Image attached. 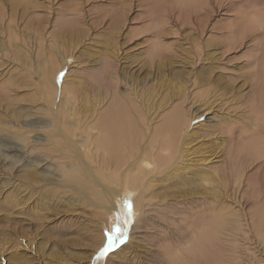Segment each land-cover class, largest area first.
<instances>
[{"label": "rangeland", "instance_id": "374dc122", "mask_svg": "<svg viewBox=\"0 0 264 264\" xmlns=\"http://www.w3.org/2000/svg\"><path fill=\"white\" fill-rule=\"evenodd\" d=\"M261 52L264 0H0V264H191L204 229L212 234L211 245L202 247L213 251L211 264H264V153L256 159L246 148L257 136L253 141L264 152V131L248 103ZM103 53L115 54L114 63L105 61L104 78ZM114 79L122 86L121 101L144 116L140 146L162 138L163 120L176 108L189 138L183 160L176 161L181 168L151 177L158 197L144 196L142 214L132 209L123 241L98 259L117 216L123 227V206L106 214L98 199L103 188L88 181L97 188L90 193L57 178L50 160L23 171L18 154L4 147L22 131L52 148L46 141L51 130L35 126L49 124L47 106L59 102L77 121L78 136L95 133L96 117L117 87ZM67 100L74 101L71 112ZM125 167L131 168L130 158ZM194 173L209 182L193 181Z\"/></svg>", "mask_w": 264, "mask_h": 264}, {"label": "bare ground", "instance_id": "6f19581e", "mask_svg": "<svg viewBox=\"0 0 264 264\" xmlns=\"http://www.w3.org/2000/svg\"><path fill=\"white\" fill-rule=\"evenodd\" d=\"M208 3H210V2L208 1ZM203 7H204V5H203ZM254 27H252V28H254ZM246 28H244V29L246 30ZM256 31H255V33H256ZM258 34H259V32H258ZM231 35H236V34H231ZM238 37H240V36L238 35ZM258 37H259L258 35H255L253 38L250 39V42H255ZM242 38H244V36H242ZM107 53H103V55H102L103 63L101 62L102 64H101V68H100L101 69L100 73L103 72V76H102L103 78L107 75V74H105V71H104V69L106 70L105 61L109 60L112 63L115 62L114 61L115 60V57H114L115 54H112V53L107 54ZM261 53L260 54L262 56H264V52H261ZM262 56L259 55V57L263 58ZM258 59H260V58H258ZM258 59H257V61H258ZM260 61H261V63L258 67L259 71H256V72H259L258 73L259 75H258V78H254L255 81H254V84L252 86V90L250 93V98H249L248 103H250V105H251V110L256 113V117H255L254 122L259 127V130L264 131V58L261 59ZM252 63H251V66H252ZM111 65H113V64H111ZM106 67H108L107 68V70H108L111 66L109 67V65H106ZM254 67H252V68L255 69L256 67L255 68ZM108 72L110 73V69L108 70ZM108 78L110 79V77H108ZM108 81H110V80H108ZM114 81H116L117 87L114 88L115 90L113 92V95L110 96L109 105L106 106V108H104V109L102 108L103 110L101 112H99L98 117H96V121L94 123L95 127L93 128V129H95V133H92V134L87 135L85 137H81L80 134L78 136L77 135L78 133L76 134V132L78 131L77 128H79V127H77V121L72 116H70V117L65 116V112L63 109V108H65V103L62 104L59 102V103H57V106L54 105V107H53L54 103L49 104L50 106L47 104L48 105L47 110L49 111L48 118H49V116L51 117L48 119L49 124H45L44 121L39 120L36 122L35 128L40 129V130H47V129L51 130L50 134H49V132L46 134L47 135L46 141L48 144L50 143L52 145V148L51 147L50 148H43V146H42L43 144L40 145V142L42 139H40L38 137L35 138L34 140L30 139L31 140L30 141L29 137L26 136L27 134H25L26 132L22 133V131H21L20 132L21 134L16 135V137H17L16 143H13V144L7 143L9 140H12L10 138L3 141V142L7 143L6 146L4 147V151L6 152V154H11V153L12 154L15 153V155L18 154V158L20 159V162H21L20 167H22V170L26 167H29V166L30 167L36 166V168L45 167L46 162H48L50 160V162L48 164H49V166H53L51 169H52L53 174H55V176H57V178L61 179V178L65 177V178H67V180L70 181V183L71 182H73V183L78 182L79 184L85 186V189L90 193H93L95 190H97V188L94 189L91 185L87 186L88 181H89V183H92L99 188L100 187L103 188L104 190L98 192V196H99L98 199L102 201L101 208H104V211L106 214H113L115 211L118 213L120 210L119 209L120 206L121 207L123 206V202L126 200H129L131 205H132L133 212H135L138 215L137 217L139 218L140 215L142 214V210L144 209V206L143 207L139 206V204H140L141 200L145 199L144 196L148 197V198L149 197L152 198L154 196H155V198L158 197L156 193H154V194L151 193L153 187H155V185H153L154 182H153V179L151 177H153L156 174H160L161 170L164 168L167 169L169 167L172 170H176L177 167H178V170L181 168V167L179 168V166H175V165H178V162L180 161V159L183 160L184 154H182L183 153L182 150H184V148H182V145H184L183 143L189 138V136H185V134H184L185 129L187 127V126L185 127L186 120L180 114L181 110L179 112V109L176 108L164 118L162 126L160 125L161 126L160 128L163 130V132L161 133L162 138H160V140H156L155 144L153 146L151 145V147L140 146V143L142 142V138H143V134L141 133V128L143 129L142 123L144 122V116L141 113L140 109L136 105H134L133 103H129L125 100L121 101L122 95L120 93V91H121L120 87H122V86L119 87L118 81L115 79H114ZM101 82L98 81V84ZM104 89L106 90V88H104ZM61 92H63V91H61ZM51 93H52V91H51ZM101 94H104V93H101ZM73 102H71L70 100H67V102H66V104L68 103V108L70 109V110H68L69 112H71V110H73L75 108V107L73 109L70 108L74 105ZM140 102H142V101H140ZM51 105H52V107H51ZM104 105H105V103H104ZM250 105H249V107H250ZM55 106H56V108H55ZM141 107H143V105ZM146 107H147V105H146ZM68 119H69V121H68ZM23 125H25V124H23ZM33 125H35V124H33ZM186 125H187V122H186ZM27 126H31V125H29L27 123L26 127ZM72 127H75L76 130H74ZM23 128H25V127H23ZM29 130H31V129H29ZM26 131H28V130L26 129ZM33 131H34V129H33ZM31 132H32V130L29 133H31ZM82 133H84V132H82ZM263 133L261 135H263ZM152 134H153V132H152ZM191 135L193 137V134H191ZM191 135H190V137H191ZM254 135H256V133ZM52 137H54V140ZM246 138H247V144H248V137H246ZM246 138L241 139V140L245 141ZM254 138L255 137H251V141L249 139V141H250L249 143L253 142V144H251V145L249 144L248 147H246V148L249 150V152L251 151V153L255 156L256 159H260V158H262V155H263L262 153H264L263 147H262V145H259L258 142L253 141L257 138V136L255 139ZM234 144H235V142H234ZM238 144H241V143H238ZM244 147H245V144H244ZM241 152H242V150H241ZM247 152L248 151L244 152L245 155H247L246 154ZM186 153H187V151H186ZM241 155H242V153H241ZM242 156L244 157V155H242ZM234 157H236V156H234ZM6 158H9V155H7ZM128 158H130V160H131V168L130 169H127L126 167L124 168V164L126 163ZM237 158H238V155H237ZM177 159H179L178 162H176ZM12 161H13V159H12ZM14 164H16V163H14ZM8 166H9V164H8ZM10 167L11 166H9V168ZM13 167H14V165H13ZM199 167H201V166H199ZM11 169H13V168H11ZM71 174H73L74 176H72ZM194 174H196V173H194ZM194 177H195V179H193V181H195V182L198 181V182H200V184L202 183V181H204L206 179L209 182V178L204 173L203 174L198 173V174L194 175ZM45 180H48V179L46 178ZM248 180H250V178ZM256 184H258V182ZM70 185H72V184H70ZM261 187H262V189L261 188L260 189L262 190V192L259 189L260 195H261V193H264V191H263L264 182L262 183ZM258 188H259V184H258ZM75 189L76 188H74V186H73V191H75ZM78 191L79 190H77L76 194L78 193ZM158 195H160V194H158ZM130 196L133 198H130ZM203 197H202V200H203ZM205 199H208V198H205ZM118 200H120V201H118ZM146 200H147V198H146ZM199 200L201 201V198ZM200 206H201V204H200ZM212 214H213V212H212ZM144 215H146V214H144ZM213 215H215V214H213ZM213 215H211V217H213ZM196 216H197V220H198L199 215H196ZM216 216H217V214H216ZM104 217H105V215H104ZM145 217H147V216H145ZM193 218L196 221V219H195L196 217H193ZM140 219H142V217ZM201 219H203V218H200L198 223H200V224L202 223L204 225L205 223L200 222V221H202ZM205 219H203V221ZM148 220H147V223H148ZM206 220H208V219H206ZM210 220H212V219H210ZM215 220L213 219V222H215ZM216 221H218V219ZM135 222L137 223L139 221H135ZM260 222H262V221H260ZM224 223H226V222H224ZM136 225L137 224H135V226ZM142 225H143V223H142ZM199 225L197 227H199ZM261 225L263 228L264 223L260 224V226ZM219 226H221L223 228L222 223H221V225L219 224ZM143 227H144V225H143ZM214 227H215V225H214ZM214 227H212V229ZM140 228L141 227H139V229ZM212 229H211V233H214L212 231L215 228L213 230ZM224 229H226V228H224ZM220 231L223 232V230H220ZM225 231H227V230H225ZM215 232H216V229H215ZM211 235H210V233H208L207 230L204 229L202 232L200 231V235L196 238L195 242L194 243L191 242L189 244V245H191L193 243L194 246L198 245V247L193 252L194 254L188 253L189 257H191V259H192L191 264H201V263L211 264L210 262L212 260L213 255H214L213 254L211 257V253L213 251L211 250L212 252H210V250L207 247L206 248L204 247L202 249L204 244H206V246L211 245L212 242H211V239H209V236H211ZM213 236H215V235H213ZM99 240L101 241V238ZM213 240H216V237H214ZM187 242H190V241L187 240ZM213 244H214V242H213ZM176 247H178V246H176ZM167 253H165L164 255H166ZM175 254H177V253H175ZM175 254H174V256H175ZM177 256H176L175 260L177 259V261H178V258L180 256H179V254H177ZM182 259H184V256H182ZM167 260H168V258H167ZM170 260L171 259H169V261ZM184 263H185V261H184Z\"/></svg>", "mask_w": 264, "mask_h": 264}, {"label": "snow or ice", "instance_id": "6c2138e0", "mask_svg": "<svg viewBox=\"0 0 264 264\" xmlns=\"http://www.w3.org/2000/svg\"><path fill=\"white\" fill-rule=\"evenodd\" d=\"M63 74H61L62 76ZM58 82L60 77L57 78ZM123 208L125 210V215L122 218L123 227L121 226V217L117 216V223L112 226L111 231H105L104 233V244L100 248L97 258L105 257L119 242H122L126 236L127 226L131 221L132 215V205L129 201L123 202Z\"/></svg>", "mask_w": 264, "mask_h": 264}]
</instances>
